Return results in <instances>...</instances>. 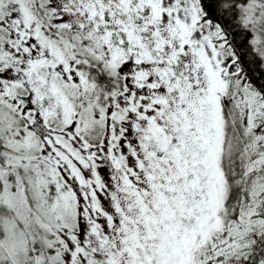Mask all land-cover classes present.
Returning a JSON list of instances; mask_svg holds the SVG:
<instances>
[{"label":"snow or ice","instance_id":"obj_1","mask_svg":"<svg viewBox=\"0 0 264 264\" xmlns=\"http://www.w3.org/2000/svg\"><path fill=\"white\" fill-rule=\"evenodd\" d=\"M0 264H264V0H0Z\"/></svg>","mask_w":264,"mask_h":264}]
</instances>
